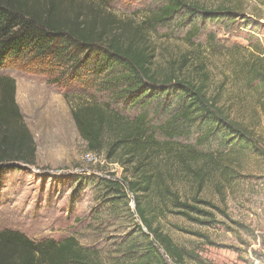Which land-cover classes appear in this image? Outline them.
Returning <instances> with one entry per match:
<instances>
[{
    "label": "trees",
    "instance_id": "16d2710c",
    "mask_svg": "<svg viewBox=\"0 0 264 264\" xmlns=\"http://www.w3.org/2000/svg\"><path fill=\"white\" fill-rule=\"evenodd\" d=\"M116 1L0 0V72L20 70L46 76L50 84L65 90L66 99L95 89L109 94L113 101L139 107L141 112L133 119L110 103L94 101L72 108L88 151L106 150L109 160L118 157L132 167L131 178L104 184L127 204L129 194L133 196L135 214L142 222L138 229L147 244L143 249L130 244L127 257L116 264H169L168 260L173 264H209L155 226L156 217L168 209L170 214L210 223L192 215H214L182 201L173 186L189 179L200 195L214 174L232 178L229 168L219 162L221 152L216 155L205 149L216 145L221 150L236 143L264 156V145L253 130L231 119L217 95H210L207 72H199V80H193L174 68L166 74L154 70L149 35L154 26H165L185 15L191 21L188 40L192 41L199 35L198 21L224 23L233 11L207 10L187 0H165L147 21L136 25L122 22L108 9ZM210 41L216 46L214 36ZM187 62L184 56L180 70ZM249 74L254 81L264 78L254 67ZM153 108L170 114L171 121L151 125ZM194 133L198 135L194 146L177 141ZM36 157L34 136L17 102L16 81L0 75V169L35 166ZM99 255L74 237L36 243L18 231H0V264H105Z\"/></svg>",
    "mask_w": 264,
    "mask_h": 264
},
{
    "label": "rangeland",
    "instance_id": "374dc122",
    "mask_svg": "<svg viewBox=\"0 0 264 264\" xmlns=\"http://www.w3.org/2000/svg\"><path fill=\"white\" fill-rule=\"evenodd\" d=\"M187 1L207 10L229 9L233 14L224 23L198 21L199 35L192 41L188 40L191 21L185 15L151 28L153 69L166 74L174 68L193 80H199V72H207L210 95H217L231 119L253 130L264 145V78L254 81L249 74L253 67L264 74V0ZM164 2L118 0L108 9L122 22L140 25ZM184 56L188 62L180 70ZM0 75L16 81L17 102L37 145L35 166L0 169V231H18L36 243L74 237L83 247L100 252L105 264L127 257L130 244L143 249L147 238L138 229L142 222L135 214L133 196L129 194L127 204L104 184L131 178L132 167L118 157L109 160L106 150L88 151L72 115L73 106L94 101L110 103L132 119L140 108L113 101L95 89L66 99L65 90L43 75L8 69ZM171 119L155 108L149 113L153 126L166 125ZM197 139L194 133L177 141L194 146ZM205 150L221 152L219 162L229 168L232 178L214 174L200 195L189 179L179 180L173 188L182 201L214 217L193 213L194 218L210 222L201 224L165 209L164 215L156 217L155 226L209 264H264V156L236 143ZM87 154H92L91 160Z\"/></svg>",
    "mask_w": 264,
    "mask_h": 264
},
{
    "label": "built area",
    "instance_id": "2783aa9c",
    "mask_svg": "<svg viewBox=\"0 0 264 264\" xmlns=\"http://www.w3.org/2000/svg\"><path fill=\"white\" fill-rule=\"evenodd\" d=\"M92 157H93L92 154H87V158H88L89 160H91Z\"/></svg>",
    "mask_w": 264,
    "mask_h": 264
}]
</instances>
